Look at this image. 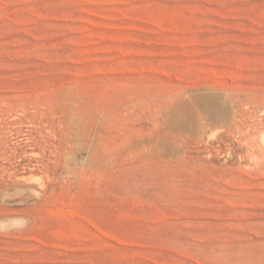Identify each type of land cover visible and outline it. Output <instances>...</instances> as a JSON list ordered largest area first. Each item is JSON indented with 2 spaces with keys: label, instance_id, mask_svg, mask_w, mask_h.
Listing matches in <instances>:
<instances>
[{
  "label": "rangeland",
  "instance_id": "1",
  "mask_svg": "<svg viewBox=\"0 0 264 264\" xmlns=\"http://www.w3.org/2000/svg\"><path fill=\"white\" fill-rule=\"evenodd\" d=\"M0 264H264V0H0Z\"/></svg>",
  "mask_w": 264,
  "mask_h": 264
}]
</instances>
